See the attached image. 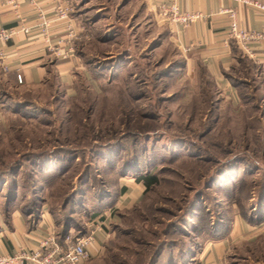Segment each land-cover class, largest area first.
<instances>
[{
    "label": "rangeland",
    "instance_id": "rangeland-1",
    "mask_svg": "<svg viewBox=\"0 0 264 264\" xmlns=\"http://www.w3.org/2000/svg\"><path fill=\"white\" fill-rule=\"evenodd\" d=\"M92 1L70 80L0 87V233L46 213L63 249L93 235L82 264H201L215 243L217 264H264L257 84L233 100L135 0ZM139 174L159 182L121 192Z\"/></svg>",
    "mask_w": 264,
    "mask_h": 264
},
{
    "label": "crops",
    "instance_id": "crops-1",
    "mask_svg": "<svg viewBox=\"0 0 264 264\" xmlns=\"http://www.w3.org/2000/svg\"><path fill=\"white\" fill-rule=\"evenodd\" d=\"M58 1L68 0H42L40 9L45 12L46 17L52 19L51 34L54 42L68 38L67 24L70 22L76 33L74 47H77L89 39L85 25L81 22L83 13L80 12L81 2H94L92 0H72L76 4L77 11L71 13L70 19L60 20L56 17L55 7ZM110 0H102L101 5H107ZM137 8H142L147 14L154 15L149 0H135ZM80 5V7H79ZM181 9L184 11H195L203 14V18L187 26H180L172 30V38L180 49H184L188 60L200 63L213 77L221 92L231 95L233 100L241 103L242 85L250 96L253 85V96L264 97V40L255 41L250 45V51L244 50L234 39H228L227 30L230 25V15L227 9H235L240 24L249 29L264 31V14L246 5L242 0H180ZM79 7V8H78ZM33 6L25 4L21 11L26 16L28 25L32 26L30 35L21 32L13 37L4 46L8 53L9 69L5 72L0 67V87L26 86L34 87L41 85L56 76L61 83L71 79L75 66H78L79 58L74 55L63 59L56 57L51 51L44 47L43 38L38 32V11ZM155 17V15L153 16ZM156 18V17H155ZM16 11L10 5H5V0H0V29L3 27L17 26ZM170 29V28H168ZM171 30V29H170ZM242 66V67H241ZM242 68H246L250 75L248 77L237 76ZM237 73V75H236ZM21 74L23 82H19L17 75ZM5 80V82L3 81ZM4 82V83H3ZM255 100V99H254ZM253 100V101H254ZM0 105H3L0 102ZM0 106V109H1ZM141 183V182H139ZM139 183L134 188L126 189L136 191V195L143 193ZM13 224L9 229L4 227L0 233V254H15L21 248H35L39 246V240L52 233L53 218L43 214L35 227H30L26 219L17 211L14 213ZM227 241H222L226 243ZM220 246V245H219ZM223 249L217 248L216 243L204 250V258L201 264H217L222 261ZM18 264H37L24 262Z\"/></svg>",
    "mask_w": 264,
    "mask_h": 264
},
{
    "label": "built area",
    "instance_id": "built-area-1",
    "mask_svg": "<svg viewBox=\"0 0 264 264\" xmlns=\"http://www.w3.org/2000/svg\"><path fill=\"white\" fill-rule=\"evenodd\" d=\"M42 0H5V5H10L16 11V18L19 21L17 26L3 27L0 29V67L6 72L9 69L8 53L4 46L9 41L24 32L30 35L32 26L28 25L21 8L29 4L38 11L39 22L38 32L43 38L44 47L51 51L56 57L67 59L75 54L74 39L76 33L67 24L68 38L54 42L51 34L52 19L46 17L45 12L40 9ZM246 5L264 14V0H242ZM153 14L172 30L180 26L190 25L204 16L195 11H184L181 9L180 0H149ZM56 17L60 20L70 19L74 13L73 4L70 1H58L55 7ZM230 15V25L227 30L228 39H234L246 51H250V45L255 41L264 40V31L253 30L243 27L235 9L226 10ZM19 82H23L21 74L17 75ZM93 235L77 237L74 242L65 249L56 241L53 233L42 237L39 246L35 248H24L15 254H0V264H18L34 262L37 264H82L90 258V246L93 244Z\"/></svg>",
    "mask_w": 264,
    "mask_h": 264
},
{
    "label": "trees",
    "instance_id": "trees-1",
    "mask_svg": "<svg viewBox=\"0 0 264 264\" xmlns=\"http://www.w3.org/2000/svg\"><path fill=\"white\" fill-rule=\"evenodd\" d=\"M242 87L245 88V86H247L246 83H241ZM242 88V96L244 95V93L247 91L246 89ZM138 182H142L144 184V193L146 192H150L151 188L154 186V185H157L158 182H159V178L156 174H146V175H143V174H139L135 177ZM126 186H123L121 188V192H125L126 191ZM94 216H97L96 213H94L92 215V217ZM68 231V230H67Z\"/></svg>",
    "mask_w": 264,
    "mask_h": 264
}]
</instances>
